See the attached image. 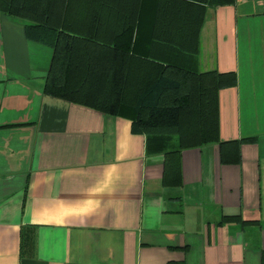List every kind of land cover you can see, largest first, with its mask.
<instances>
[{
	"label": "crops",
	"instance_id": "0c3cea01",
	"mask_svg": "<svg viewBox=\"0 0 264 264\" xmlns=\"http://www.w3.org/2000/svg\"><path fill=\"white\" fill-rule=\"evenodd\" d=\"M249 4L206 7L197 69L236 75L217 91L219 139H255L235 162L216 142L182 148L170 182L127 117L43 92L51 47L0 12V264H264V114L240 109Z\"/></svg>",
	"mask_w": 264,
	"mask_h": 264
},
{
	"label": "trees",
	"instance_id": "16d2710c",
	"mask_svg": "<svg viewBox=\"0 0 264 264\" xmlns=\"http://www.w3.org/2000/svg\"><path fill=\"white\" fill-rule=\"evenodd\" d=\"M233 0H0V12L26 19L27 38L49 45L46 94L118 114L163 153L164 182L178 177L180 150L216 142L223 162L241 141L220 140L217 91L234 71L198 70L206 7ZM242 220L223 214L221 220Z\"/></svg>",
	"mask_w": 264,
	"mask_h": 264
},
{
	"label": "rangeland",
	"instance_id": "374dc122",
	"mask_svg": "<svg viewBox=\"0 0 264 264\" xmlns=\"http://www.w3.org/2000/svg\"><path fill=\"white\" fill-rule=\"evenodd\" d=\"M249 2L252 8L249 11L250 14H243L242 8L240 7L237 19L239 21V28L242 27L241 30L244 33L248 28V35L251 38L250 47L254 52V57L256 59L255 66L257 68H254V66L251 67L248 64L245 65L246 67H243V73L240 75V84L243 88L240 109L247 110L249 114L263 115L264 89L263 87L254 88L252 85L250 86L249 81H251L250 79L252 77L254 83H264V0H249ZM247 18L248 20L245 21Z\"/></svg>",
	"mask_w": 264,
	"mask_h": 264
}]
</instances>
